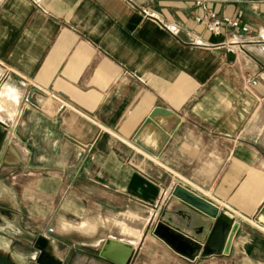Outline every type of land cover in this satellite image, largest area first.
<instances>
[{
	"label": "crops",
	"instance_id": "0c3cea01",
	"mask_svg": "<svg viewBox=\"0 0 264 264\" xmlns=\"http://www.w3.org/2000/svg\"><path fill=\"white\" fill-rule=\"evenodd\" d=\"M212 7L249 31H204L194 0H0V264H116L109 241L264 264V1ZM177 187L234 213L222 253Z\"/></svg>",
	"mask_w": 264,
	"mask_h": 264
},
{
	"label": "water",
	"instance_id": "95a60500",
	"mask_svg": "<svg viewBox=\"0 0 264 264\" xmlns=\"http://www.w3.org/2000/svg\"><path fill=\"white\" fill-rule=\"evenodd\" d=\"M6 137V132L2 131L0 132V150L2 148L3 142ZM183 192L184 194H180L179 192ZM175 196L180 197L182 201L191 206L192 208L198 210L200 213L206 215L207 217L211 218L213 220V225L211 227L210 233L208 235V239L205 244V249L209 254H220L224 251L225 242L228 236V233L232 227V220L229 219V217L224 214L223 212H219L218 208L211 203L200 199L199 197L195 196L194 194L181 189L177 187L173 193ZM166 228L170 230L173 234H176L178 236H184L168 226H166L164 223H159L156 230L155 235L160 236L163 240H165L171 247H174L170 241H168L165 237L160 235V229ZM187 241H190L191 239L188 237H184ZM111 242L109 241L106 244L104 255L114 261L116 264H125L127 260V254L130 252V248H125L122 244L118 243L115 244L116 247H122L124 254L120 253L117 255H112L110 252ZM40 263L42 264H49L44 258L40 259ZM3 264V263H1ZM7 264V263H6Z\"/></svg>",
	"mask_w": 264,
	"mask_h": 264
},
{
	"label": "built area",
	"instance_id": "2783aa9c",
	"mask_svg": "<svg viewBox=\"0 0 264 264\" xmlns=\"http://www.w3.org/2000/svg\"><path fill=\"white\" fill-rule=\"evenodd\" d=\"M225 0H194V5L201 10V14L195 17V20L198 25H200L204 31L214 35V36H230L233 38V35L238 32H248L249 28L246 25H243L239 20L231 18L227 15H220L212 7V4L215 2H220ZM264 1V0H258ZM218 47H224L229 52H236L240 43L236 40L224 41L218 43ZM247 83L255 84V81L246 79Z\"/></svg>",
	"mask_w": 264,
	"mask_h": 264
},
{
	"label": "rangeland",
	"instance_id": "374dc122",
	"mask_svg": "<svg viewBox=\"0 0 264 264\" xmlns=\"http://www.w3.org/2000/svg\"><path fill=\"white\" fill-rule=\"evenodd\" d=\"M212 204V203H211ZM212 205H214V204H212ZM214 206H216L217 208H218V210H219V212H223L224 214H226L228 217H229V219L230 220H235V217H234V213L233 212H231V211H229V210H223V208L222 209H220L221 207H219V206H217V205H214ZM200 213V212H199ZM204 215V214H203ZM213 221V220H212Z\"/></svg>",
	"mask_w": 264,
	"mask_h": 264
}]
</instances>
